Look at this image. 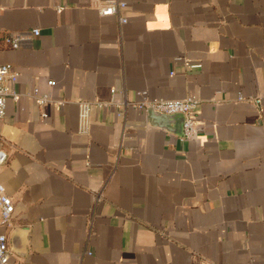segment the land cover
Listing matches in <instances>:
<instances>
[{
	"label": "crops",
	"instance_id": "1",
	"mask_svg": "<svg viewBox=\"0 0 264 264\" xmlns=\"http://www.w3.org/2000/svg\"><path fill=\"white\" fill-rule=\"evenodd\" d=\"M110 1L0 0L1 32L40 29L0 47L18 94L0 118L13 259L264 264V0H121L126 23L101 16ZM143 91L199 98L197 136L182 140L180 116L163 127L113 103L82 131L79 102Z\"/></svg>",
	"mask_w": 264,
	"mask_h": 264
},
{
	"label": "built area",
	"instance_id": "2",
	"mask_svg": "<svg viewBox=\"0 0 264 264\" xmlns=\"http://www.w3.org/2000/svg\"><path fill=\"white\" fill-rule=\"evenodd\" d=\"M127 7V3L121 0H112L110 2L103 3L99 6V12L101 16H113L119 15L121 23H126L128 18L122 16L121 11ZM40 34L39 28H33L31 31H0V47L8 48H19L25 42L29 41L33 36ZM191 69H199L202 64L199 62H192L189 64ZM15 79L16 74L14 67L11 63H5L0 65V118L4 117L7 113V102L9 97L17 98L18 94L15 90ZM52 85L53 81H49ZM115 93V89L112 90ZM142 95L141 100L134 102H93L84 100L79 102L80 104V122L82 125V131L86 132L89 129V115L94 105L103 106L109 104H116L119 107V115L124 114V108L129 105H133L139 109L153 108L156 111L166 114H182L185 117L183 124V136L182 140L192 139L197 136L198 128L194 119V113L197 109L200 99L195 96H190L184 99H159V98H148L147 92H139ZM30 96L37 99L41 104H47L51 101L49 93L40 94L38 88L30 93ZM243 98V96H241ZM254 100L258 104H261V96L249 98ZM47 116V114H43ZM9 158V154L6 150L0 149V166L5 164ZM15 212V202L13 198L7 193L6 188L3 184H0V225L10 226ZM0 264H18L13 259V252L10 247L8 234L0 232Z\"/></svg>",
	"mask_w": 264,
	"mask_h": 264
},
{
	"label": "water",
	"instance_id": "3",
	"mask_svg": "<svg viewBox=\"0 0 264 264\" xmlns=\"http://www.w3.org/2000/svg\"><path fill=\"white\" fill-rule=\"evenodd\" d=\"M149 116L152 120H157L159 125L163 127H167L170 124L172 118L176 116L182 117L183 123L185 121V117L182 114H166L159 111L154 110L153 108H148Z\"/></svg>",
	"mask_w": 264,
	"mask_h": 264
}]
</instances>
